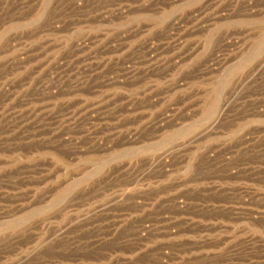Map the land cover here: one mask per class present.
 <instances>
[{"label": "rangeland", "instance_id": "374dc122", "mask_svg": "<svg viewBox=\"0 0 264 264\" xmlns=\"http://www.w3.org/2000/svg\"><path fill=\"white\" fill-rule=\"evenodd\" d=\"M0 264H264V0H0Z\"/></svg>", "mask_w": 264, "mask_h": 264}]
</instances>
